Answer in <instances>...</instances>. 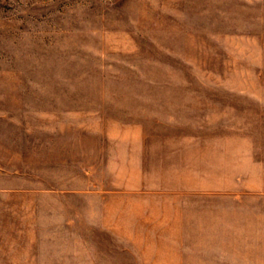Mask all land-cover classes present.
Here are the masks:
<instances>
[{
  "label": "rangeland",
  "instance_id": "obj_1",
  "mask_svg": "<svg viewBox=\"0 0 264 264\" xmlns=\"http://www.w3.org/2000/svg\"><path fill=\"white\" fill-rule=\"evenodd\" d=\"M0 264H264V0H0Z\"/></svg>",
  "mask_w": 264,
  "mask_h": 264
}]
</instances>
